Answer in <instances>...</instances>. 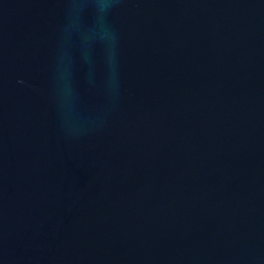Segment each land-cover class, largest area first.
<instances>
[{"label":"water","instance_id":"water-1","mask_svg":"<svg viewBox=\"0 0 264 264\" xmlns=\"http://www.w3.org/2000/svg\"><path fill=\"white\" fill-rule=\"evenodd\" d=\"M0 264H264V0H0Z\"/></svg>","mask_w":264,"mask_h":264}]
</instances>
